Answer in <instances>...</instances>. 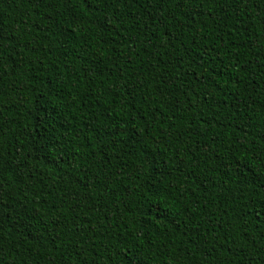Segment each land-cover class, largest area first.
<instances>
[{"label":"trees","instance_id":"1","mask_svg":"<svg viewBox=\"0 0 264 264\" xmlns=\"http://www.w3.org/2000/svg\"><path fill=\"white\" fill-rule=\"evenodd\" d=\"M0 264H264V0H0Z\"/></svg>","mask_w":264,"mask_h":264}]
</instances>
